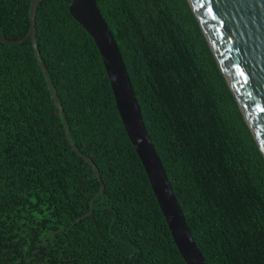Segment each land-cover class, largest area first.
Here are the masks:
<instances>
[{
	"label": "trees",
	"instance_id": "obj_1",
	"mask_svg": "<svg viewBox=\"0 0 264 264\" xmlns=\"http://www.w3.org/2000/svg\"><path fill=\"white\" fill-rule=\"evenodd\" d=\"M71 1L36 13L64 117L31 41L0 44V264H185ZM31 3L0 0L1 37L29 34ZM97 7L206 264H264V157L188 1Z\"/></svg>",
	"mask_w": 264,
	"mask_h": 264
},
{
	"label": "water",
	"instance_id": "obj_2",
	"mask_svg": "<svg viewBox=\"0 0 264 264\" xmlns=\"http://www.w3.org/2000/svg\"><path fill=\"white\" fill-rule=\"evenodd\" d=\"M41 1L32 0L29 34L18 41H9L0 36V44L19 45L31 41L52 99L59 114L64 117L35 42L36 13ZM187 1L264 157V0ZM69 13L95 43L122 125L145 170L180 255L185 264H206L149 138L122 56L98 10L97 0H72ZM66 138L72 150L92 167L101 183L102 192L104 185L92 161L75 149L67 133Z\"/></svg>",
	"mask_w": 264,
	"mask_h": 264
}]
</instances>
